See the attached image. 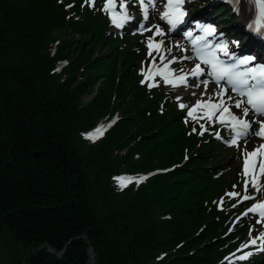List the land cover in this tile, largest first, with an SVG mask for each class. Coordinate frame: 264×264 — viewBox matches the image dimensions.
Returning a JSON list of instances; mask_svg holds the SVG:
<instances>
[{
    "label": "trees",
    "instance_id": "16d2710c",
    "mask_svg": "<svg viewBox=\"0 0 264 264\" xmlns=\"http://www.w3.org/2000/svg\"><path fill=\"white\" fill-rule=\"evenodd\" d=\"M67 5L0 0V264H91L89 247L92 264H215L249 238L255 217L232 225L236 209L228 203L217 208V194L235 183L228 178L223 186L218 179L208 186L205 177L224 171L223 162L210 160L205 150L196 152L205 166L191 158L177 171L120 189L117 177L180 161L196 135L190 134L192 123L182 125L173 102L158 111L168 98L164 84L141 86L140 75L126 66V50H119L126 55L120 75L114 50L94 92L97 77L89 62L98 44L84 52L55 32L76 28ZM115 111L119 120L99 139L85 138ZM54 140L65 152L66 169ZM33 151L40 152L37 159ZM187 181L190 190L183 192ZM225 263L264 264V253Z\"/></svg>",
    "mask_w": 264,
    "mask_h": 264
},
{
    "label": "snow or ice",
    "instance_id": "6c2138e0",
    "mask_svg": "<svg viewBox=\"0 0 264 264\" xmlns=\"http://www.w3.org/2000/svg\"><path fill=\"white\" fill-rule=\"evenodd\" d=\"M161 2L163 11H160L158 15L159 19L169 25L168 31H172L178 25L184 23L187 11L183 6L186 0H161ZM233 2H237V0H233ZM254 4L259 11L260 19L264 20V0H254ZM129 5L133 8L138 6L141 16L140 21L137 23L136 32L133 34L143 35L144 32L155 30L146 42L147 55L152 58L153 63L149 66L147 72L141 70L140 74L144 77L141 84L147 83L149 89L159 87V82L155 79L158 76L166 87L170 86L172 89L181 87L201 89L199 94L196 91L191 92L192 96L197 97L195 104L191 106L182 103L181 96L177 95L175 97L177 107L181 111L187 110L184 122L187 124L191 120L199 126V131L195 126L192 127L190 134L195 133L203 136L205 133H209L214 135L216 139L222 140L223 137L220 131L210 132V128L219 124L227 129L230 134L228 139H223L228 147L239 148L241 140L246 145L251 137H256L262 141L252 151L245 150L243 152V167L240 174L244 177V195L241 196L237 192L226 193L229 198L240 196L237 204L249 199L255 200L254 195L248 194V188L251 183V186L259 192L260 186L257 183V177L264 175V66L249 67L253 63L254 57L236 58L235 54L229 51L227 42L210 43L207 38L215 36V27L198 24L196 27L203 35L191 39V31L185 34L187 38L191 39L193 56L168 59L164 53L167 52L168 55H171L172 48H164V40L157 41L155 39L157 36L163 37L165 32L156 24L146 26L150 9L157 8V0H104L103 6L98 10L109 16V20L115 28L121 29L135 19L134 15L129 14ZM85 6L95 8L96 0H84L81 7ZM66 7L71 8L73 5L70 4ZM232 43L237 47L239 46L238 41ZM175 47L182 52L185 51L182 45L178 44ZM154 52L156 53L155 56L153 55ZM157 56L160 64L163 65V69L156 65ZM222 57H227L232 62L228 63ZM165 60H167V63H165ZM184 60L195 62L188 69L180 68L176 70L169 67L171 64L180 63ZM154 68L155 71H153ZM190 78L193 80L191 85L189 84ZM210 83L215 85L211 90H209ZM233 109H238L240 114H235ZM161 110H163V105ZM201 121H204V123H201ZM206 124L208 127L205 126ZM253 125H256V127H253ZM107 127H111V124L98 126L93 132L84 134L85 138L95 142L103 135ZM257 165L259 167L258 172L256 171ZM250 176L251 181L249 180ZM115 179L120 189L123 190L132 183L139 185L144 178L133 180L130 177H117ZM235 187L236 185H233V188ZM222 205L223 198L219 202L221 209ZM236 206V204L232 205L233 208ZM249 213L259 217L256 220L257 224L264 223V200L257 201L247 208L242 216H247ZM252 231L253 229L250 228L248 242L243 244L238 251L253 247L264 250V233L252 237ZM251 254V252L245 253L239 259H246Z\"/></svg>",
    "mask_w": 264,
    "mask_h": 264
},
{
    "label": "rangeland",
    "instance_id": "374dc122",
    "mask_svg": "<svg viewBox=\"0 0 264 264\" xmlns=\"http://www.w3.org/2000/svg\"><path fill=\"white\" fill-rule=\"evenodd\" d=\"M159 1V0H157ZM66 2L70 5H73V7L69 8L70 15L72 16L73 22L75 27L74 30L72 31L71 29L68 28H62V29H57L55 32L59 35L62 36V39H74L76 42V45L80 46L84 52L91 51V48L95 47L94 44H98L96 49L93 51L94 55L92 56V60L89 62L90 70H92L93 74L95 77L101 76L102 74L106 73L110 69V64L112 62L111 58H113L114 50L118 52V63H117V74L120 75L121 73V64L122 62L121 59L126 58V55H123V53L119 52V50H126L127 51V56L128 58L126 59V63L128 65L131 64L130 69L134 70L135 72L137 71L139 74L141 73V70L143 69L145 72L148 71L149 66L153 63L152 58L147 55V47H146V42L147 38L153 35V32L155 31L153 29V32H144L143 35L140 34H133L136 32L137 28V23L140 21L141 16L139 12L138 6L136 8H133L131 5H129L130 13L131 15H134L135 19L131 23L130 28L122 31L121 29L115 28L110 20L107 14H105L102 11H99L103 4L104 0H96V7L95 8H89L87 6L81 7V5L84 3V0H66ZM160 2V1H159ZM157 2V3H159ZM202 3V2H201ZM160 11V5H157L156 9H150L149 11V20L147 21V25L151 24H156L161 27V29L165 32V35L163 37L157 36L155 39L157 41L163 39L164 40V48H172L171 55H168L167 52L164 53L165 56H167L168 59H171L172 57H183V56H188L192 57V53L190 51V47L186 44L185 41L182 40L180 36L172 35L170 34L165 27H163L158 19V13ZM222 18L224 22H228V17L226 14L220 13L218 14ZM127 26V25H126ZM102 36V37H101ZM95 38V39H94ZM104 39V41H102ZM239 39V38H238ZM240 40V39H239ZM103 43H105V46H103ZM182 45L185 49V51H180L175 45ZM241 44V42H240ZM239 44V45H240ZM233 48L236 47V45H232ZM153 55L155 56L156 53L154 52ZM105 56V57H103ZM141 57H144L142 59ZM145 57H149L148 60L145 59ZM110 61V62H109ZM167 60H165V63ZM194 61L193 60H184L180 63H175L171 64L169 67L171 69H180V68H185L188 69L193 66ZM123 65V64H122ZM156 65L157 67L163 69V65L160 64L159 57L157 56L156 59ZM128 69V68H127ZM144 78V77H143ZM156 81L160 80V78L157 76ZM140 85L147 87V83L141 84V79ZM162 82V81H160ZM163 83V82H162ZM193 83L192 78L189 79V84L191 85ZM102 83L100 80H98V77L96 78V84L93 86L94 92L96 89L101 87ZM215 85L210 83L209 84V90L214 88ZM148 88V87H147ZM165 90L162 92L163 95H165L168 98H164L162 101L159 102L158 106V111L161 112V106H164V102H169V103H174L175 107L178 109V111L182 112V115L180 117L181 123L183 126H187L188 123L186 124L185 121V116H186V111H181L177 107V101L175 100V97L177 95L182 97L181 102L188 104L189 106L194 105L196 102L197 97L192 96L191 92L196 91L197 94L201 91V89H196V88H176L172 89L170 86H165ZM93 94H86L83 99H82V104L87 103L92 97ZM150 99L153 98L152 96H149ZM236 111L239 112L238 109H235ZM119 111H115L111 116L107 117V115L103 117H107L105 122L100 123V126H103L106 124L108 120H110L112 117L119 115ZM251 116V114H250ZM190 121V120H189ZM201 123H204V121H201ZM196 127L197 131H199V126L195 124V122H192V127ZM208 127V125H205ZM253 127H256V125H253ZM220 131L221 136L223 139H228L229 138V132L227 129H225L223 126L216 124L212 128H210V132L214 131ZM193 136H199L195 133H192ZM191 134V135H192ZM196 138V141L194 144L191 145V147L184 148L183 153L181 156V160H177L174 163L171 164L170 167L167 168H159L161 171L160 172H173L177 171L178 168H181L182 166L188 165V161L191 158H194L197 160L198 165L205 166L206 160L203 159L204 157H201L199 153H196L198 150H205L210 154L211 157H209L210 160L214 158V160H217L218 162H223L222 163V168L220 170L224 171V173L216 175L214 174L213 177H205V181L209 185H213V181H217L218 179L221 180V183L223 186H226L229 184V179L232 180L236 187L235 189H229V190H224V193L217 194L216 198V205L217 208L220 210H223V206L228 203L226 207L230 209H236V214L233 215L232 217V225L236 223V221L244 216H242V213L246 211L247 208L251 207L254 203L257 201L264 200V175H260L257 177V183L260 186L259 192L256 191L255 188L251 186V183L249 184L248 188V194L249 195H254L255 200L249 199L246 201H243L242 203L237 204V201L240 200V196L235 197V198H229L226 193L230 192H237L240 193L241 196L244 195V177L240 174L242 171L243 167V152L245 150L247 151H252L254 148L258 146L260 141L256 137H251L249 138L247 144L245 145V142L241 140L239 148L236 147H228L222 140H218L214 137V135L205 133V135L200 136L201 138ZM135 141L138 142V139ZM192 155V156H191ZM187 157V159H185ZM223 159H226L225 161H222ZM213 161V160H212ZM219 162V163H220ZM239 167V169H238ZM207 172H211L206 170ZM256 171H259V167L257 165ZM180 173V172H179ZM236 173L237 175H240L239 178L236 180L234 179V176ZM229 178V179H228ZM249 180L251 181V176L249 177ZM239 182V185L236 184ZM198 184V183H197ZM192 185H194V182H192ZM190 182L187 181V184L183 188V192H187L190 190ZM228 187V186H227ZM198 195V193H197ZM258 197V198H257ZM221 198H223V205L222 209L219 206V202L221 201ZM233 204H236L237 206L235 208L232 207ZM253 215L252 213H249ZM254 216V215H253ZM257 220V217L256 219ZM260 225V226H259ZM264 228V223L262 224H257L256 221L254 222L253 225V230H257V232L260 230V228ZM199 230L201 228L198 227ZM197 228V229H198ZM195 233V232H194ZM254 233V232H253ZM264 233V229L263 232ZM257 234V233H256ZM249 238L246 239L245 241L241 242L238 244L236 247L232 249L231 252L228 254L220 255L216 259L215 264H226L225 262L229 260V258H236V262H246L250 260L252 257H255L260 254V252L264 253V250H259L257 247L253 248H244L243 251H238V249L241 248L243 244L248 242ZM174 249H177L174 247ZM4 250L0 245V257L4 254ZM251 252L252 254L247 256L246 259H239L240 256L244 255L245 253ZM59 253V252H58ZM59 255V254H58ZM213 264V263H212Z\"/></svg>",
    "mask_w": 264,
    "mask_h": 264
},
{
    "label": "bare ground",
    "instance_id": "6f19581e",
    "mask_svg": "<svg viewBox=\"0 0 264 264\" xmlns=\"http://www.w3.org/2000/svg\"><path fill=\"white\" fill-rule=\"evenodd\" d=\"M248 1L249 0H237V2H235V6H236V10H235L233 6L230 4V0H188L189 6L187 7V11H188L187 19L188 20L191 19L190 16L193 14V6L194 4H197L201 8V11H199L197 14L198 19L202 21H205L206 19L207 22H209L211 25H214V27L218 32V36L216 37L217 42H227V43L229 42L231 44V51L242 50L243 52H245L244 53L245 56H252L251 54L247 53L250 51V49L253 50L252 53L254 54L258 53V49H262L261 52L262 54H264V46L256 45L255 48L252 45H250V41L245 42V41H241L240 39L241 34L243 32L242 25L244 26L246 24L245 17L247 16L249 18L251 15L250 5ZM218 4L223 6V9L221 11H218V9H216V5ZM128 11H129V7H128ZM226 11L229 14L227 16L228 17L227 23L224 22L220 16H218V14L220 13L226 14ZM131 23L126 25L130 28ZM121 30L124 31L125 26L121 28ZM246 38H248V35L246 36ZM251 39L255 40L256 38L251 36ZM233 41H238L239 44L241 42V44L238 47L236 46L235 48H233L232 46ZM258 41L260 43H264L262 42V40H258ZM136 74L140 75V79L142 78V75L139 74L137 71Z\"/></svg>",
    "mask_w": 264,
    "mask_h": 264
},
{
    "label": "water",
    "instance_id": "95a60500",
    "mask_svg": "<svg viewBox=\"0 0 264 264\" xmlns=\"http://www.w3.org/2000/svg\"><path fill=\"white\" fill-rule=\"evenodd\" d=\"M55 142V145H56V149H57V152H58V156L60 157V162H61V165L64 169H66V166H67V158H66V155H65V152L61 146V144L57 141V140H54ZM33 156L37 159L40 155V152L39 151H33ZM63 251L59 252L58 254L61 255ZM88 254H89V258H90V261H91V264L94 262V254H93V251H92V248L89 247L88 249Z\"/></svg>",
    "mask_w": 264,
    "mask_h": 264
}]
</instances>
